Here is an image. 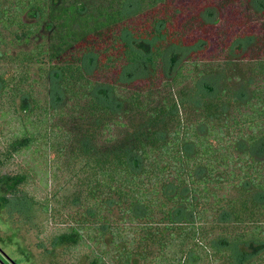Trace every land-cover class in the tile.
Wrapping results in <instances>:
<instances>
[{"label": "trees", "instance_id": "1", "mask_svg": "<svg viewBox=\"0 0 264 264\" xmlns=\"http://www.w3.org/2000/svg\"><path fill=\"white\" fill-rule=\"evenodd\" d=\"M0 114L67 211L43 254L264 264V0H0ZM27 181L8 226L56 212Z\"/></svg>", "mask_w": 264, "mask_h": 264}, {"label": "rangeland", "instance_id": "2", "mask_svg": "<svg viewBox=\"0 0 264 264\" xmlns=\"http://www.w3.org/2000/svg\"><path fill=\"white\" fill-rule=\"evenodd\" d=\"M15 114H0V147L6 144L14 132L18 129V121L14 118ZM31 160L29 153L22 152L15 155V157L7 164V167H0L3 172H22L28 176L24 189L33 196L38 202H48L56 212L51 218L46 217L42 212H38L34 218V225L30 224H14L8 226L4 221V214L0 215V246L5 253L18 261L19 264H51L49 261L54 260L61 264H73L78 261L80 264L85 262V254L88 249L80 247L78 256L84 254L82 257L75 258L65 255H45L42 253L41 243L44 247H49V240L53 233H56L59 228H64L67 225L65 208L55 206L53 199V192L55 185L48 175V165L43 161ZM49 215V214H48ZM51 250V248H50ZM57 253V249H56ZM11 264V263H10ZM54 264V263H52Z\"/></svg>", "mask_w": 264, "mask_h": 264}, {"label": "crops", "instance_id": "3", "mask_svg": "<svg viewBox=\"0 0 264 264\" xmlns=\"http://www.w3.org/2000/svg\"><path fill=\"white\" fill-rule=\"evenodd\" d=\"M0 258L3 260L5 264H19L18 261L14 260L12 257H9L3 248L0 246Z\"/></svg>", "mask_w": 264, "mask_h": 264}, {"label": "water", "instance_id": "4", "mask_svg": "<svg viewBox=\"0 0 264 264\" xmlns=\"http://www.w3.org/2000/svg\"><path fill=\"white\" fill-rule=\"evenodd\" d=\"M0 264H5L1 258H0Z\"/></svg>", "mask_w": 264, "mask_h": 264}]
</instances>
